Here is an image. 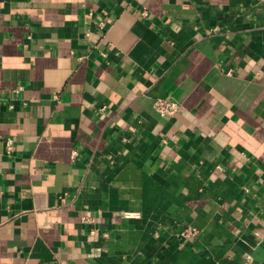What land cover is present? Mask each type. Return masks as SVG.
Returning <instances> with one entry per match:
<instances>
[{"label": "crops", "instance_id": "crops-1", "mask_svg": "<svg viewBox=\"0 0 264 264\" xmlns=\"http://www.w3.org/2000/svg\"><path fill=\"white\" fill-rule=\"evenodd\" d=\"M0 264H264V0H0Z\"/></svg>", "mask_w": 264, "mask_h": 264}, {"label": "built area", "instance_id": "built-area-1", "mask_svg": "<svg viewBox=\"0 0 264 264\" xmlns=\"http://www.w3.org/2000/svg\"><path fill=\"white\" fill-rule=\"evenodd\" d=\"M142 15H145V12H141ZM216 30V28L214 29ZM19 89V87L17 88ZM179 102L176 100L166 96V97H156L152 102L153 109L160 115V116H173L177 112L179 108ZM13 146L10 139H7L5 142V151L6 153L11 152ZM107 160L109 162H112V155H107ZM121 216L123 218L129 219V218H136L133 213L128 211H122ZM84 221L88 220L87 218H83ZM197 234V229L195 227L191 226H185L180 232H178V237H189V236H195Z\"/></svg>", "mask_w": 264, "mask_h": 264}]
</instances>
